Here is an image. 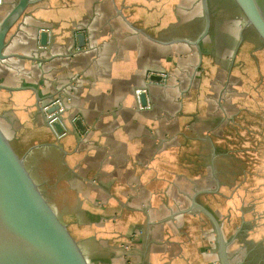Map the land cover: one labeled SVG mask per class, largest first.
Here are the masks:
<instances>
[{"label": "crops", "instance_id": "obj_1", "mask_svg": "<svg viewBox=\"0 0 264 264\" xmlns=\"http://www.w3.org/2000/svg\"><path fill=\"white\" fill-rule=\"evenodd\" d=\"M34 1L0 62V125L89 264H223L204 252L221 216L209 198L264 150V49L235 6ZM54 100L60 135L41 111Z\"/></svg>", "mask_w": 264, "mask_h": 264}, {"label": "water", "instance_id": "obj_2", "mask_svg": "<svg viewBox=\"0 0 264 264\" xmlns=\"http://www.w3.org/2000/svg\"><path fill=\"white\" fill-rule=\"evenodd\" d=\"M230 1L243 18L244 28L254 33L264 49V0ZM34 3V0H16L0 22V62L13 57L4 54L8 35L16 21ZM204 13L208 16L205 8ZM206 22L202 36L208 31V19ZM39 38L40 46H46L47 33L42 32ZM76 38L78 46L83 47L84 35L78 34ZM150 80L162 82L163 79L150 76ZM139 99L145 106V94H140ZM54 112L62 114L57 105L48 109L46 114ZM45 121L50 128L48 120ZM75 125L83 130L79 120ZM51 127L56 135L63 132L58 119L51 123ZM26 156L27 153L22 154L14 147L0 125V264H89L79 241L59 218L33 178L26 165Z\"/></svg>", "mask_w": 264, "mask_h": 264}, {"label": "rangeland", "instance_id": "obj_3", "mask_svg": "<svg viewBox=\"0 0 264 264\" xmlns=\"http://www.w3.org/2000/svg\"><path fill=\"white\" fill-rule=\"evenodd\" d=\"M162 75L164 79H169V74ZM258 88L263 90L260 85L257 91ZM243 158L244 162H249L246 155ZM249 164L242 165L249 169L250 178L247 181L240 176H232L233 173L229 174L230 179L223 181V190L219 193L221 197L213 195L209 198L211 202H215L213 203L217 206L215 210H218L221 216L219 221L215 219V225L207 227L203 235L204 252L212 257L219 251L223 256V264H264V180L259 178V175L264 176V150L261 160L258 158V164L251 166ZM240 168L243 171V167ZM255 177L258 180H254ZM241 222L244 229L240 225ZM226 226L228 236L223 231ZM138 236L139 233L135 232L131 237L136 241Z\"/></svg>", "mask_w": 264, "mask_h": 264}, {"label": "built area", "instance_id": "obj_4", "mask_svg": "<svg viewBox=\"0 0 264 264\" xmlns=\"http://www.w3.org/2000/svg\"><path fill=\"white\" fill-rule=\"evenodd\" d=\"M143 93H144L143 90L142 91L136 90L135 95H136V99L138 100V102H140V99H139L140 94H143ZM55 105H57L59 107V111L62 113V109H60V106H61L60 100H54L50 105L42 107V111H43L44 115L46 116V119L48 120V125L50 126L51 129H52L51 123L53 121H56L57 119H59L58 115L60 116L61 114L60 113L58 114L57 112L52 113V114H46V111Z\"/></svg>", "mask_w": 264, "mask_h": 264}]
</instances>
